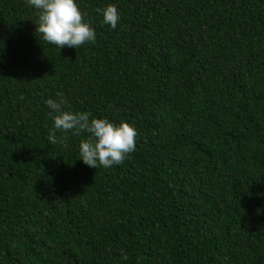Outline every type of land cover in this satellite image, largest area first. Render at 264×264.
Here are the masks:
<instances>
[{"label":"trees","instance_id":"trees-1","mask_svg":"<svg viewBox=\"0 0 264 264\" xmlns=\"http://www.w3.org/2000/svg\"><path fill=\"white\" fill-rule=\"evenodd\" d=\"M117 5L116 28L96 11ZM58 46L0 0V264H264V0H78ZM133 125L86 165L45 100Z\"/></svg>","mask_w":264,"mask_h":264},{"label":"clouds","instance_id":"clouds-1","mask_svg":"<svg viewBox=\"0 0 264 264\" xmlns=\"http://www.w3.org/2000/svg\"><path fill=\"white\" fill-rule=\"evenodd\" d=\"M27 4L37 10L36 31L42 33L47 42L59 48H77L85 42L95 41V29L84 19L85 13L78 0H27ZM96 11L102 15L105 24L117 27L121 14L116 4L109 3ZM57 96L59 99L49 97L44 101L51 110L49 116L53 121L48 135L51 143L63 141L64 136H57L58 131L88 133L79 142L78 158L95 168L120 164L135 150L137 131L133 125L123 120L117 123L106 117H94L88 111L67 110L64 107L66 98L62 93Z\"/></svg>","mask_w":264,"mask_h":264}]
</instances>
